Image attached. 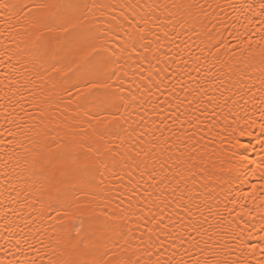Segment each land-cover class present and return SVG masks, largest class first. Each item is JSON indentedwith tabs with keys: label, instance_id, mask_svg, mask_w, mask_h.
<instances>
[{
	"label": "snow or ice",
	"instance_id": "1",
	"mask_svg": "<svg viewBox=\"0 0 264 264\" xmlns=\"http://www.w3.org/2000/svg\"><path fill=\"white\" fill-rule=\"evenodd\" d=\"M0 264H264V0H0Z\"/></svg>",
	"mask_w": 264,
	"mask_h": 264
}]
</instances>
